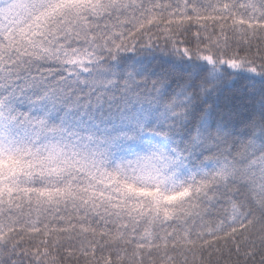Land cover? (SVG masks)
Returning <instances> with one entry per match:
<instances>
[{"label":"snow or ice","instance_id":"obj_1","mask_svg":"<svg viewBox=\"0 0 264 264\" xmlns=\"http://www.w3.org/2000/svg\"><path fill=\"white\" fill-rule=\"evenodd\" d=\"M0 264H264V0H0Z\"/></svg>","mask_w":264,"mask_h":264},{"label":"trees","instance_id":"obj_2","mask_svg":"<svg viewBox=\"0 0 264 264\" xmlns=\"http://www.w3.org/2000/svg\"><path fill=\"white\" fill-rule=\"evenodd\" d=\"M193 31H195V29H193ZM183 38L184 37H180V39H183ZM193 44H194V41H193ZM244 84H245V80L243 77L236 78L234 83H231L230 85L226 84L224 91L227 94L234 90L240 89Z\"/></svg>","mask_w":264,"mask_h":264}]
</instances>
